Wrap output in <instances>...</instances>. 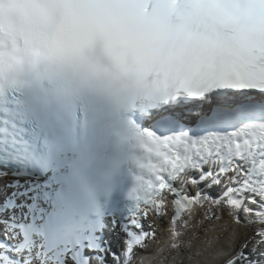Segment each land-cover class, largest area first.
<instances>
[{"label": "snow or ice", "instance_id": "snow-or-ice-1", "mask_svg": "<svg viewBox=\"0 0 264 264\" xmlns=\"http://www.w3.org/2000/svg\"><path fill=\"white\" fill-rule=\"evenodd\" d=\"M39 3L43 31L78 30L90 39L124 41L145 53L156 54L167 45L178 52L169 64L181 74L184 86L158 93L137 114L143 129L138 130L139 151L133 157L135 183L130 196L134 204L127 215L114 217L127 236L123 255L113 253L114 264H131L135 247L143 245L149 235L133 227L141 228L139 218L147 216L146 209L161 212L165 191L175 196L177 223L193 205L209 203L226 207L237 224L247 223V215L254 211L250 205H255V215L264 224V0ZM17 96L13 91L0 99V151L4 153H15L22 145L14 115ZM9 174L28 182L3 205L11 215L0 223L15 243L0 241V264H32L36 258L42 264L49 260L68 264L69 258L72 264H93L85 249L97 254L96 264H105L100 254L108 249L98 236L52 239L46 235L40 226L39 182L16 171L0 170V176ZM184 178L197 186L195 194L176 186ZM203 182H209V190L224 183L226 190L214 197L199 187ZM11 186L20 189L21 180ZM18 197L25 202L18 203ZM17 209L25 215H17ZM173 232L180 235L175 228ZM242 236L238 231L233 239ZM257 236L262 245L259 250L246 253L247 245L241 244L225 264H264V227L257 230Z\"/></svg>", "mask_w": 264, "mask_h": 264}, {"label": "clouds", "instance_id": "clouds-1", "mask_svg": "<svg viewBox=\"0 0 264 264\" xmlns=\"http://www.w3.org/2000/svg\"><path fill=\"white\" fill-rule=\"evenodd\" d=\"M39 10V0H0V92L9 89L23 94L28 68L40 43L80 87L137 110L150 106L158 93L184 86L181 74L169 64V59L178 55L174 46L152 54L124 41L90 39L78 30L63 34L43 31ZM137 135L138 131H133L122 144V151L132 159L139 151ZM103 180L101 169L96 178L98 187Z\"/></svg>", "mask_w": 264, "mask_h": 264}, {"label": "bare ground", "instance_id": "bare-ground-1", "mask_svg": "<svg viewBox=\"0 0 264 264\" xmlns=\"http://www.w3.org/2000/svg\"><path fill=\"white\" fill-rule=\"evenodd\" d=\"M250 206L255 215L256 206ZM221 209L228 210L226 207ZM209 215L201 209V204L193 205L183 214L179 226L175 228L180 235H174L173 225L169 223L164 235L141 252L138 264H219L240 247L245 237L233 239L238 231H229V224L234 221L230 215L229 219L221 217L222 220L213 215L214 219L208 221ZM194 224L200 228L193 227Z\"/></svg>", "mask_w": 264, "mask_h": 264}, {"label": "rangeland", "instance_id": "rangeland-1", "mask_svg": "<svg viewBox=\"0 0 264 264\" xmlns=\"http://www.w3.org/2000/svg\"><path fill=\"white\" fill-rule=\"evenodd\" d=\"M214 218H213V215H209L208 216V221H212ZM240 231H242V230H240Z\"/></svg>", "mask_w": 264, "mask_h": 264}]
</instances>
